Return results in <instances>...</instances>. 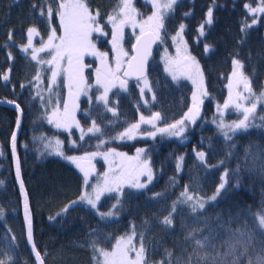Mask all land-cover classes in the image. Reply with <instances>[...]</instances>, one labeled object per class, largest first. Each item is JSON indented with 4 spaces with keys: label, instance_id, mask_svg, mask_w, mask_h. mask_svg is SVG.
Listing matches in <instances>:
<instances>
[{
    "label": "trees",
    "instance_id": "obj_1",
    "mask_svg": "<svg viewBox=\"0 0 264 264\" xmlns=\"http://www.w3.org/2000/svg\"><path fill=\"white\" fill-rule=\"evenodd\" d=\"M82 1L96 13V22L106 31V37L97 41L98 48L111 55L112 48L106 43L108 18L118 15L122 0ZM61 2L0 0V98L15 101L21 109L16 153L28 197L33 242L43 264H97L93 244L97 249H110L119 235L129 231L135 233L134 245L143 244L146 250L145 264H232L234 257L228 253L236 252H246L237 264H249L250 259L256 264L264 247V228L258 223V217L264 215V103L257 105L247 130L232 132L219 125L243 118L236 108H224L230 94L249 95L244 88L237 95L229 92L233 60L243 66L239 71L250 81L252 93H264V15L253 24L254 16L245 8L246 4L255 8L260 0H176L165 12L143 78L151 92L150 101L142 99L140 79L128 81L124 90L114 87L108 91L106 107L105 101L97 99L101 90L92 87L95 61L86 57L83 77L87 95L78 99L75 118L80 130L95 123L100 131L84 136L77 129L62 131L54 121L49 123L52 114L48 106L64 102V78L60 72L51 83V65L46 62L38 68L30 52L17 47L25 42L28 26L47 32L49 8L56 25ZM134 3L143 15L150 13L147 3ZM210 9L212 22L208 23ZM181 25L185 46L199 64L204 81L195 122L179 136L157 133L127 137L123 132L140 115L159 113V123L170 125L191 107V83L172 79L160 59L161 44L169 53L174 51L171 37ZM131 37L126 39L129 52L134 41ZM252 102L254 97L242 101L249 107ZM15 122L16 112L0 106V261L35 264L25 241L10 155ZM138 149L142 150L139 154ZM115 151L131 159L135 154L144 158L152 179L143 188H122L118 215L109 220L79 203L87 184L67 158H78L81 164L86 160L79 158L91 157L99 173L104 169L103 156ZM93 153L97 155L93 157ZM198 153L204 154L203 161ZM221 176L225 186L213 200ZM186 188L191 201L181 195ZM114 197L113 193L102 195L97 202L99 211L107 212ZM199 202L204 203L203 208L198 207ZM193 206H197L196 211ZM170 215L172 224L167 225L163 221ZM205 238V246L198 247L195 241Z\"/></svg>",
    "mask_w": 264,
    "mask_h": 264
},
{
    "label": "snow or ice",
    "instance_id": "obj_2",
    "mask_svg": "<svg viewBox=\"0 0 264 264\" xmlns=\"http://www.w3.org/2000/svg\"><path fill=\"white\" fill-rule=\"evenodd\" d=\"M153 4V8L156 9V11L153 12L152 16L148 17V21H145L144 23H148L151 21L156 22V37L159 38V29L163 27V17L165 15L164 11H160L161 8L165 10H169L172 8V5L176 3V0H168L167 3L161 5L160 3L157 2V0H150ZM60 12L58 13L60 20H61V25L64 29V36L60 37V44L59 45H53L51 42L55 40L57 37L55 36V32L53 31L52 35L49 36V43L45 45V47H42L39 49V51H44L46 47H54L55 48V54L53 55L52 60L48 61L47 63L51 65H55L56 67L53 68L52 70V82H55L56 77L60 74V68H59V62L61 60L67 59L69 67L67 69H64V72L67 73V77L69 80V89H70V95H71V89L73 86H76L78 91L80 89L81 82L83 80L82 76V65L80 64V60L82 58L83 52L91 48V54L96 55L98 59L101 60L102 68L97 69V84L105 88V95H102L100 97H97L98 100H103L105 101V106L107 107V100H106V93L109 90L107 83L106 82H111L115 79H118L119 77L117 76V73L120 71V59L119 55L117 56V66L115 69H112L111 67H108L106 65V54H101L98 52H95L94 46H91L88 42V35L90 34L91 31H100V29L97 28H92L89 25V21H94V17L91 16L88 13V10L86 6L82 3L76 2V3H71V2H61L59 5ZM245 8L248 10L250 15H253V21L252 23H256V18L255 14L261 13L264 14V0H260V5L256 8L250 7V5L246 4ZM49 15L52 13V9H48ZM135 13V9L132 6L131 0H122L121 6H120V12L119 15L123 17V19H120L119 24H117L116 19L117 17L115 16H109V21L112 22L113 24V48H117V42L119 39H122V31H123V26L125 24H131L133 27L137 26V21L135 16L133 15ZM41 15H43V12H41ZM211 16L212 12L211 9L208 12V23H211ZM246 27H250L251 25H245ZM183 29V25H181V30ZM243 30V29H242ZM36 30L35 29H29V44L28 47L31 46V36L32 33H34ZM144 33V27L141 25V34L143 35ZM180 36V33H177V37ZM173 39H176L174 37ZM141 43V37H137V44L140 45ZM26 50V49H23ZM207 50V49H206ZM37 50H34V53ZM134 51H137L138 56L133 57L132 59L135 61L138 59L140 56V49L139 47H134ZM124 55H127V53H124ZM146 58V57H145ZM33 60H36L37 57L35 54L32 56ZM143 59L141 58V64L143 63ZM189 60L192 61L193 64H195L194 59L191 57L188 58ZM233 64L235 66V69H241L243 66L239 63L237 60H233ZM184 67H188L187 65H184ZM197 70H198V65H196ZM129 68H132L131 62L129 63ZM169 69L166 68V71ZM142 73V68L140 69ZM128 73L126 72L125 75ZM234 74L235 71H234ZM38 78V77H37ZM191 78V76H189ZM4 80H7L8 77L7 75L3 76ZM173 79H176L175 73H173ZM196 81L194 80L193 83ZM124 81H121V86L124 85ZM240 83L243 84L244 86V91L247 92L249 95L244 96L243 94L239 95L237 97L236 103L234 104V107L236 108L237 111L242 113L243 118L240 119L238 122H234L231 125L225 126L223 123L219 125L221 129L224 127H228L232 132H236L238 130H247V128L250 126L249 125V120L253 117V114L256 112L257 105L260 103H264V93H261L260 96H255L254 93H252L251 86H250V81L246 76L243 75V73H240ZM229 87L231 88V80L229 83ZM143 92V89L141 90ZM86 94V93H85ZM207 93H204L206 95ZM254 97L255 102L251 103V106H246L242 103V101L245 100H251ZM197 99L196 93H193V101H194V107H195V101ZM232 102L231 94L229 97V100L225 101L224 108L227 109ZM17 108L19 109V106L17 105ZM108 111H113L111 108H107ZM115 114V113H114ZM198 113H194L193 109H189V113L185 114L184 119L177 121L176 123L169 125V128L171 129H176V131L171 132L169 134L171 135H180L183 133L184 128L183 127H177L178 125H183L185 120H192V122H195V115ZM69 105L67 102L64 104V118L63 121H61V118L59 116L58 112H54L52 116L49 117V123H53V120L55 118V126L57 128L60 127H70V123L68 122V117H69ZM160 119V114L159 113H154L150 119L145 120L143 116H141V122L143 123H148L152 124L153 121ZM261 119H264V117H261ZM17 125L19 126V120H17ZM79 125L77 124V127ZM154 126V125H153ZM134 128H138L139 125H133ZM90 132H99L100 129L96 127L95 123H93V127L89 129ZM160 132H167L168 129L166 128H161L158 129ZM150 135H155V133H150ZM224 136L226 139H228L227 133H224ZM13 154H15V133H13ZM57 144H59V141H57ZM138 154L142 150H137ZM97 155L96 153H93L92 156L94 157ZM107 155H105V159L107 160ZM116 155H122V154H116ZM198 157L203 161L204 159V154L203 153H198ZM71 162L76 163L77 167L80 168L82 172H84L85 176V183L87 184V179L89 172L81 166V164L78 162V158L75 157H68ZM91 157H81L79 160H89L90 161ZM181 160L183 159L182 157L180 158ZM180 164H177V168L179 169ZM141 174H144L141 172ZM227 175V174H225ZM20 177V171H19V164H17V179L19 180ZM152 175L150 169L148 170V180L151 181ZM224 180L225 177L221 176V181L222 183L218 186L216 190V194L211 197V199L215 200L216 196L220 195L221 189L224 188ZM130 186L136 187V188H143L145 187L144 184L140 183L138 180L135 183H131ZM121 187V178L120 177H113L111 179L108 178V174L105 173V181L103 185H97L93 189V193H84L80 197V200L83 202H86L89 204L92 208L97 207V201L100 200V197L105 193V192H114V191H119ZM21 191L23 192V183L21 182ZM186 198V201H191L193 200V197L187 194V188L184 193L181 194ZM184 202V201H181ZM75 203V202H74ZM204 203L199 202L198 207L203 208ZM197 206H193V211H196ZM172 211H175V206L173 207ZM103 215V214H102ZM107 215H111V213H107ZM2 216V214H0ZM25 219L28 222V239L31 242L32 235H31V221L29 218L28 214V204H27V199L25 198ZM165 224L171 225L172 224V217L171 215L169 217H165L164 221ZM258 223L261 227H264V215H261L258 217ZM135 237V233L131 236H129L127 239L125 238H120L116 241L115 246L112 248L111 251H105L103 249H97L95 247V244H93V248L95 251L99 253L101 257H103L102 260L98 259L97 257H94V260L97 261V264H145V248L143 244L140 245V247L137 249L136 246L133 244V239ZM205 240H200L197 239L195 243L197 244L198 247H204ZM33 251L35 252V248H33ZM130 252H135V258H130L129 253ZM246 252L240 253H228V255H232L233 261L232 264H237V259L240 256L245 255ZM170 255V254H169ZM36 258L37 261H40V256L39 253H36ZM0 264H3V261H0ZM249 264H252V260H249ZM256 264H264V247H262L261 252L257 254L256 256Z\"/></svg>",
    "mask_w": 264,
    "mask_h": 264
},
{
    "label": "rangeland",
    "instance_id": "obj_3",
    "mask_svg": "<svg viewBox=\"0 0 264 264\" xmlns=\"http://www.w3.org/2000/svg\"><path fill=\"white\" fill-rule=\"evenodd\" d=\"M141 1L147 3L150 6V13L143 15L142 12L139 10V8L135 5L134 0H131L132 6L135 9V13H133V15L136 18L137 26L133 27L130 23L125 24L123 26L122 39L118 40L116 49L113 48V24H112V22H110V33H109V36H108L107 42H106L108 44V46L110 48H112V54L109 55V54H107V52L101 51V49L98 48V46H97V41L100 40V38L106 37V31L104 30V28L101 25H99L96 22V13L92 12L90 10V8L82 0H63V2H71V3L79 2V3L84 4L88 10V13L94 17V21H89L88 23H89L90 27H92V28L98 27L100 29V31H91L90 34L88 35L87 39H88L89 44L91 46H94L95 52H98L101 54H106L107 59H106L105 63L108 67H111L112 69L116 68L117 56L119 55L120 71L117 73V76L119 78L115 79L111 82H106L107 86L109 88L108 91H110L114 87H119L122 90H124L126 88L127 83H128V81L126 79H124L123 77H121V75H120V72H121L123 66L126 64L127 59L130 55L129 50L126 48L127 37L132 36L131 37L132 40L135 39V37L139 33H141V25H143L144 31L147 28L156 31V22L155 21L144 23L145 21H148V17L152 16L153 12L156 11V9L153 8V4H152V2H150V0H141ZM157 2L160 3L161 5H163V4L167 3L168 0H157ZM259 5L260 4H258L256 7H258ZM160 11L166 12L167 10L161 8ZM119 12H120V8L118 11V15L116 16L117 17V19H116L117 24H119L120 19H123V17L121 15H119ZM259 15H264V14H261V13L255 14L256 20H257V17ZM51 18H52V16L48 15L49 26H48V30L45 34L41 33L36 26L30 25L26 28V40H25V42L23 44L17 45L19 50L25 51V52L28 51V52H30V54L32 56H33V54L36 55L37 59L34 61L36 62V65L38 68L42 64L52 60L53 55L55 54V48L54 47H46L44 51H39V49H41L42 47H45V45H47L49 43V36L52 35L53 31L55 32V36L57 37L55 40H53L51 42L53 45H59L60 44L59 38L64 36V29L61 25L60 17L58 16V20L55 21L56 25H54ZM252 21H253V19H252ZM29 29H35L36 30L34 33H32L31 46L30 47H28ZM178 32L180 33L179 37H177ZM174 37H176V39H173ZM171 43L173 45V50H174L172 53H169L166 50L165 45L161 44V47H160V59L163 62L165 72L172 79H173V73H175L176 79H187V80H189V82L192 85L190 109H193L194 113H199V109H198L199 103L201 100L202 93L204 91V81H203V76H202L200 66L197 63V61L191 56L187 47L185 46L181 29H178L175 32V34L172 35ZM23 49H26V50H23ZM34 50H37V51H35V53H34ZM124 53H127V55H124ZM45 54L48 56L47 57L43 56ZM86 57H88V58L91 57L95 61V69L93 71V78H92V87L95 86L96 88L100 89L101 90V96L105 95V88L97 84V69H100L103 67L101 64V60L98 59L96 55L91 54V48L86 49L83 52L82 58L80 60V64L83 66L82 67V76H83L84 70L88 66L87 62L85 63ZM189 57L194 59L195 64H193L192 61L188 59ZM184 65H187L188 67H184ZM196 65H198V70H197ZM51 67L53 69L56 66L51 65ZM68 67H69V65H68L67 59L61 60L59 62L60 72L64 78V82H65V86H66V93H65L64 102H63V104H57L56 102L51 103L48 106L49 107L48 110L51 112L52 115L54 112H58L59 116L61 118V121H63L64 104H65V102H67L69 105V113H70V115L68 117V122L70 123L71 126L70 127H63L62 126L60 128H57L56 126L55 127L58 130H62V131H69L72 128L77 129L80 132V135L84 136V135L90 134L92 132H90L89 129L83 131V130H80L79 127H77L75 114L77 111L78 99L87 95V86L85 85L86 83H85L84 77H83V80H82L81 85H80L81 90L78 91L77 87L73 86L71 89V95H70L69 80L67 77V73L64 72V69H67ZM166 68L169 70L166 71ZM234 71L236 74H234ZM189 76H191V78H189ZM194 80L196 81L195 83H193ZM230 80H231V88L229 87V92H234L237 95L244 88L243 84L240 83V71H239V69L233 70L232 76L230 77ZM230 80H229V83H230ZM121 81L125 82L123 86H121ZM50 82L52 83V78L50 79ZM139 86L141 87V90L142 89L144 90L143 96L141 93V96H142V99L144 100V102H145V100L150 101L151 92H150V89H149V86H148L146 80L142 78V80H140ZM108 91L106 93V96L108 94ZM193 93H196V96H197V99L195 101V107H194V101H193ZM231 98H232V102L230 103L229 107L235 108L234 104L236 103L237 96L234 97L233 95H231ZM188 113H189V111H188ZM152 115L153 114H150L148 116H143V117L145 118V120H147V119H150L152 117ZM197 115L198 114L195 115V119H196ZM184 117L182 119H184ZM53 121L55 123V118ZM192 123L193 122L190 119L185 120L183 125H178L177 127L178 128L183 127L184 131H185L186 126L187 125L189 126ZM172 124H174V123H172ZM172 124H170V125H172ZM133 125H139V127L134 128ZM133 125H131L126 130V132H123V133H125L124 135H126L127 137H141V136H152V135H150V133H155V134L161 133V134H166V135H170V136H179V135L169 134L171 132L176 131V129L169 128V125H162L159 123L158 120L153 121L152 124L141 122V115L139 116V119L136 121V123H134ZM161 128H166V129H168V131L167 132L158 131V129H161ZM116 154H122V155H116ZM126 159H128L127 163H126ZM103 160L105 161L104 162V169H103V171H101L99 173L95 171V168H94L92 161L91 160L89 161L91 163L92 169L90 168V171H88L89 175H88V179H87L86 189H84L81 192V194L78 197V200H79L80 204L84 205L85 207L90 208L96 214H99L101 217H103L105 219L111 220V219L116 218L118 215L116 209L119 205V194H118L119 191H121V189L124 187L136 188V187L130 186V184L135 183L137 180L140 183L145 185L149 181L148 180V170L150 168L148 167V164L146 163L144 158L140 157L137 154H135L131 159L130 157L126 156L124 153L115 151V152H112L111 154L107 155V160L105 159V155H104ZM116 164L119 165L120 167H123V170H120L119 172H117L115 169ZM82 165H85L84 162H82ZM130 167H132V168L130 169ZM141 172H143L144 174H141ZM105 173L108 174L109 179H111L113 177H120L121 178V187H120L119 191L105 192L104 193V194L113 193L115 195V197H114L111 208L107 212L102 213L99 211L98 206L94 209L89 204H87L86 202L81 201L80 197L84 193H90V194L93 193V189L97 185H103L104 181H105ZM82 174L84 175V172H82ZM151 175H152V172H151ZM136 189H139V188H136ZM107 213H111V215H107ZM131 235H132L131 231L126 232L122 235H119L115 239V241L112 244L110 249H103V250L111 251L112 248L115 246L116 241L118 239H120L122 237L127 239ZM136 248L138 249L139 247H136ZM129 256H130V258H135V252H130ZM98 259H100V260L103 259V257H101L99 255V253H98Z\"/></svg>",
    "mask_w": 264,
    "mask_h": 264
},
{
    "label": "water",
    "instance_id": "obj_4",
    "mask_svg": "<svg viewBox=\"0 0 264 264\" xmlns=\"http://www.w3.org/2000/svg\"><path fill=\"white\" fill-rule=\"evenodd\" d=\"M137 37H141L140 45L137 44ZM157 40H158V38L156 37V31L149 29V28H147L144 31L143 35L141 33H139L135 37V39L131 45L130 55L127 59L126 64L123 66V68L120 72L121 77H123L127 81L132 82V81H138V80H140L146 76L147 68H148L149 62L152 58L154 47H155ZM134 47H139V49H140V56L135 61L132 58L135 56H138V53H137V51H134ZM141 58H144L142 64H141ZM130 62L132 64V68H129ZM141 68H142V73L140 71ZM126 72L128 73L127 75H125ZM17 105L18 104L15 101L0 98V106L11 108L16 112V122H15L14 129H13L11 137H10V155H11V159H12L13 175H14L15 184H16L19 196H20L21 216H22V220H23L24 236H25V241H26L27 247L30 251V254H31L35 264H43L42 256L40 255V253L36 249L35 244L33 242L32 222H31V235H32L31 242L28 239V222L25 219V198L27 199V204H28V214H29L30 208H29L28 197H27V193H26L24 184H23V192L21 191V182L23 183L22 178H21V172H20L19 180L17 179V164H19V161H18V157H17V153H16V138H17V134L19 132L20 122H21V109H20L19 105H18L19 106V109H18ZM17 120H19V126L17 125ZM13 133H15V154H13V140H12ZM84 164L85 165H82V163H81V166H83L87 170V166L90 165V162L88 160H86V161H84ZM75 165L77 167L76 163H75ZM78 170L80 172H82L80 170V168H78ZM19 171H20V167H19ZM29 218H30V214H29ZM30 221H31V219H30ZM33 248H35V252L33 251ZM36 253H39L40 261H37Z\"/></svg>",
    "mask_w": 264,
    "mask_h": 264
},
{
    "label": "flooded vegetation",
    "instance_id": "obj_5",
    "mask_svg": "<svg viewBox=\"0 0 264 264\" xmlns=\"http://www.w3.org/2000/svg\"><path fill=\"white\" fill-rule=\"evenodd\" d=\"M126 163H127V161H126ZM86 167V166H85ZM118 167H119V165H116L115 166V169L117 170L118 169ZM90 168H91V163H90V165L89 166H87V171H90ZM132 167H130V169H131ZM92 169V168H91ZM119 170H123V167H121Z\"/></svg>",
    "mask_w": 264,
    "mask_h": 264
}]
</instances>
